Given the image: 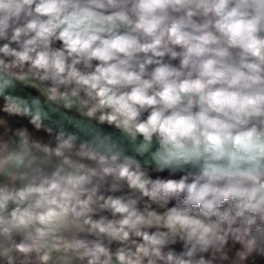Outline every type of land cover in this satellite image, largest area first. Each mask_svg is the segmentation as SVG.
<instances>
[{"label": "clouds", "instance_id": "clouds-1", "mask_svg": "<svg viewBox=\"0 0 264 264\" xmlns=\"http://www.w3.org/2000/svg\"><path fill=\"white\" fill-rule=\"evenodd\" d=\"M0 42V260L264 264V0H0Z\"/></svg>", "mask_w": 264, "mask_h": 264}, {"label": "water", "instance_id": "water-1", "mask_svg": "<svg viewBox=\"0 0 264 264\" xmlns=\"http://www.w3.org/2000/svg\"><path fill=\"white\" fill-rule=\"evenodd\" d=\"M9 92L11 93V95L16 97H22L28 100H31V98L33 97H38L41 101H44V97L40 96L39 94L33 92L26 86L19 83L14 89H9ZM0 99L6 102L3 96H0ZM69 121H72L73 123L79 122L80 118L72 112H67L61 109L59 113L51 114L50 120L45 121V123L53 127L54 129L58 128L60 124H63V126L67 130L76 131V129L72 126V123H70ZM103 131L105 133L112 134L115 139H118L122 144L125 145V147H129L130 150V146L127 145L125 139L119 133L115 132L113 129L107 126H103ZM143 159H146V157Z\"/></svg>", "mask_w": 264, "mask_h": 264}, {"label": "crops", "instance_id": "crops-1", "mask_svg": "<svg viewBox=\"0 0 264 264\" xmlns=\"http://www.w3.org/2000/svg\"><path fill=\"white\" fill-rule=\"evenodd\" d=\"M28 87L31 88L30 86ZM5 104L6 102L0 99V148H3L5 144H7L9 147L15 146L17 140V137L15 136L16 130L27 124V120L24 118L13 117L4 113L3 108ZM29 128L31 131V126H29ZM33 137L43 138L45 141L49 140V138L45 136V133L43 131L39 133H33ZM86 163H90V162H86ZM127 190L128 189H124L121 192H118L117 195L126 194ZM145 201L146 198L141 201L142 206L145 203ZM152 207L157 209L158 211H163V209L158 208V206H156L155 204H153Z\"/></svg>", "mask_w": 264, "mask_h": 264}, {"label": "trees", "instance_id": "trees-1", "mask_svg": "<svg viewBox=\"0 0 264 264\" xmlns=\"http://www.w3.org/2000/svg\"><path fill=\"white\" fill-rule=\"evenodd\" d=\"M0 43H2V42H0ZM24 86H26V85H24ZM26 87L29 88L28 86H26ZM29 89L32 90L33 92L39 94L38 92H36L35 90H33L31 88H29ZM72 113L76 114L74 111H72ZM160 175L166 176L167 173H163ZM109 184H110V182H101V187H100L101 192L109 194L108 193ZM127 193H128V190L126 191V194ZM173 203H175V201H173ZM140 206L143 207L142 203H140ZM179 247H180L179 245H176L177 249H179ZM257 260H258L257 256H252L249 258L248 264H257ZM0 264H5V262L3 260H0ZM16 264H35V261L32 257H24L22 255H18L17 259H16Z\"/></svg>", "mask_w": 264, "mask_h": 264}, {"label": "built area", "instance_id": "built-area-1", "mask_svg": "<svg viewBox=\"0 0 264 264\" xmlns=\"http://www.w3.org/2000/svg\"><path fill=\"white\" fill-rule=\"evenodd\" d=\"M124 189H127V188H126V186H125V188H124ZM124 189H122V190H124ZM117 193H118V192H117ZM117 193H115V194L117 195Z\"/></svg>", "mask_w": 264, "mask_h": 264}]
</instances>
